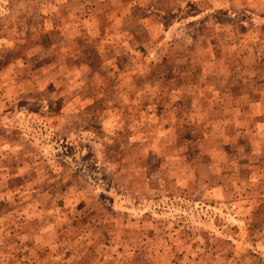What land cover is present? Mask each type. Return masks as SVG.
Segmentation results:
<instances>
[{
    "label": "rangeland",
    "instance_id": "obj_1",
    "mask_svg": "<svg viewBox=\"0 0 264 264\" xmlns=\"http://www.w3.org/2000/svg\"><path fill=\"white\" fill-rule=\"evenodd\" d=\"M0 264H264V0H0Z\"/></svg>",
    "mask_w": 264,
    "mask_h": 264
}]
</instances>
